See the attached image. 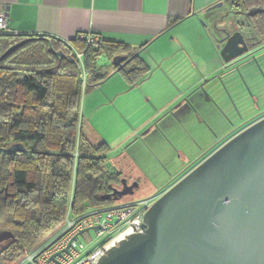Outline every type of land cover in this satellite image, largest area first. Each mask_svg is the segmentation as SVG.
Returning a JSON list of instances; mask_svg holds the SVG:
<instances>
[{
    "label": "trees",
    "instance_id": "16d2710c",
    "mask_svg": "<svg viewBox=\"0 0 264 264\" xmlns=\"http://www.w3.org/2000/svg\"><path fill=\"white\" fill-rule=\"evenodd\" d=\"M235 4V13L244 14L254 31L252 46L263 44L264 0ZM16 43L21 45L2 58ZM72 44L83 52L87 86L110 75L97 61L115 47L101 41L89 46L80 37ZM72 48L50 35L0 34V229L15 236L1 244L0 264H18L49 246L63 231L68 212L77 218L113 203L102 196L125 177L110 165L109 145L93 144L84 134L81 65ZM128 59L119 71L130 82L150 73L138 54ZM14 143L26 151L9 152Z\"/></svg>",
    "mask_w": 264,
    "mask_h": 264
},
{
    "label": "crops",
    "instance_id": "0c3cea01",
    "mask_svg": "<svg viewBox=\"0 0 264 264\" xmlns=\"http://www.w3.org/2000/svg\"><path fill=\"white\" fill-rule=\"evenodd\" d=\"M218 2L223 6L214 8ZM238 9L235 0H0V13H6L11 34L50 35L73 47L74 53V39L97 35L103 45L115 47V51L105 52L110 59L117 54H138L151 69L147 76L132 83L113 67L110 76H120L126 85L114 88L103 80L88 101L94 105L93 113L103 106L125 112L119 100L131 94L145 112L138 130L150 126L148 132H152L159 119L168 129L165 132L171 134L173 124L182 130L192 126L187 113L189 102L212 107L227 118L235 134L264 117V92L259 98L248 80L249 72L242 77L231 75L208 26L201 22L206 20L211 25L220 19V26L230 25L236 19L232 13ZM262 48L264 43L252 46L255 50ZM250 64L255 65L253 61ZM260 66L264 84V65ZM205 91L209 93L207 101ZM179 101L181 104L175 107ZM84 107L86 110L87 104ZM174 108L175 114L169 115ZM131 123L136 124L134 120Z\"/></svg>",
    "mask_w": 264,
    "mask_h": 264
},
{
    "label": "water",
    "instance_id": "95a60500",
    "mask_svg": "<svg viewBox=\"0 0 264 264\" xmlns=\"http://www.w3.org/2000/svg\"><path fill=\"white\" fill-rule=\"evenodd\" d=\"M201 22L208 26L225 63L243 60L252 51L255 35L250 36L254 31L247 23L237 18L223 26L220 19L211 25ZM20 45H12L2 58ZM129 61L126 54L112 58L118 70ZM189 105L195 108L192 102ZM7 150L26 148L14 143ZM140 184L122 178V188L102 199L121 200ZM142 228L110 247L97 264H264V117L230 137L163 191L146 211ZM84 232L90 229L80 236ZM14 237L0 229V243Z\"/></svg>",
    "mask_w": 264,
    "mask_h": 264
},
{
    "label": "rangeland",
    "instance_id": "374dc122",
    "mask_svg": "<svg viewBox=\"0 0 264 264\" xmlns=\"http://www.w3.org/2000/svg\"><path fill=\"white\" fill-rule=\"evenodd\" d=\"M232 15L242 22L247 23L245 19H241V17L244 18V15L235 13H232ZM246 25L248 26V23ZM248 32H251V30L249 29ZM262 49H252L243 60L233 63L234 65L232 66L222 60L225 68L229 67L231 69L230 71L233 77L237 74L242 77V73L245 71L250 73V79L248 80L251 81V87L255 89L259 98L261 97L259 94L264 92V84L261 81V74L263 77V72L260 66V63L264 65L262 63L264 49ZM258 60L261 62L259 63ZM252 61L256 66L250 64ZM97 63L103 67L104 71L108 73L113 71L112 59L105 52L98 58ZM244 65L246 69L242 68ZM110 75L105 79L108 85H113L114 88H120L121 85H126L120 76L113 77ZM99 85L87 86L82 92L81 113L85 118L83 122L84 134L93 144L97 145L101 142L107 143L111 148L110 165L122 171L125 175L124 178H127L129 183L136 180L141 183L133 195L125 196L121 200L114 201L104 206L105 208L123 206L131 202L139 201L147 196L161 194V192L171 187L213 153L230 136L235 135V133H232L233 131H230L231 127L227 124V118L225 120L212 107L205 106V109L203 106L198 107L197 105L194 106L197 110L190 105V110L187 112L192 121L190 128L188 125L187 128L182 126V130L176 124H173V133H167L165 131H168V129L160 125L158 119L153 124L155 128H153L152 132H148L150 126L138 130L137 124L143 118L145 112L141 109L142 107L137 99L135 100L130 96L131 94H125L119 100L121 107L124 104L125 112L122 110L118 111L117 109L113 111L112 107L103 106L96 113H93L94 109L92 106L94 105L88 99L97 91L96 88ZM204 93V100L207 101L209 93ZM254 95L256 94L254 93ZM86 104L87 108L85 110L84 106ZM180 104L181 101L177 102L175 107ZM261 107L264 108V104ZM207 108H212L214 112L209 111ZM176 110L175 108L170 110L169 115H174ZM203 112L207 114L208 119L204 118ZM252 114L254 116L257 113ZM121 119H123L124 123ZM133 120L136 123L135 125L131 123ZM109 236V233L99 235L94 230L85 237L80 236L78 241L79 243H83L86 248L81 251L80 256L75 262L91 252L100 243L106 241Z\"/></svg>",
    "mask_w": 264,
    "mask_h": 264
},
{
    "label": "built area",
    "instance_id": "2783aa9c",
    "mask_svg": "<svg viewBox=\"0 0 264 264\" xmlns=\"http://www.w3.org/2000/svg\"><path fill=\"white\" fill-rule=\"evenodd\" d=\"M3 32H9L8 18L5 12L0 13V34ZM79 37L85 40L87 45L93 47H97L100 41L97 35H80ZM75 55L81 65L83 88H86L88 75L83 63V52L77 50ZM159 195L147 196L123 206L93 209L77 218H72L68 212L65 227L59 237L46 248L29 252L18 264H97L107 250L121 239L131 233L143 231L144 215ZM96 226L99 227L96 230L99 235L109 233L110 236L75 262L81 251L86 248L83 243L78 241L80 232L87 228L91 232ZM90 232H84L83 236L85 237Z\"/></svg>",
    "mask_w": 264,
    "mask_h": 264
},
{
    "label": "flooded vegetation",
    "instance_id": "af4514ba",
    "mask_svg": "<svg viewBox=\"0 0 264 264\" xmlns=\"http://www.w3.org/2000/svg\"><path fill=\"white\" fill-rule=\"evenodd\" d=\"M118 188H119V189H121V188H122V186H120V187H118ZM2 243H3V242H2ZM2 243H1V244H2Z\"/></svg>",
    "mask_w": 264,
    "mask_h": 264
}]
</instances>
